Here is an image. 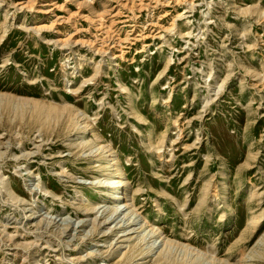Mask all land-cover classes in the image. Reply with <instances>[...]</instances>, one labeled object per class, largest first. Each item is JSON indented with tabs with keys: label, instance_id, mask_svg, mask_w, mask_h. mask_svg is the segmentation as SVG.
<instances>
[{
	"label": "rangeland",
	"instance_id": "374dc122",
	"mask_svg": "<svg viewBox=\"0 0 264 264\" xmlns=\"http://www.w3.org/2000/svg\"><path fill=\"white\" fill-rule=\"evenodd\" d=\"M0 264H264V0H0Z\"/></svg>",
	"mask_w": 264,
	"mask_h": 264
},
{
	"label": "bare ground",
	"instance_id": "6f19581e",
	"mask_svg": "<svg viewBox=\"0 0 264 264\" xmlns=\"http://www.w3.org/2000/svg\"><path fill=\"white\" fill-rule=\"evenodd\" d=\"M104 148H105L104 146L98 145V149L102 153V158H104V161L106 163L104 166V169L107 170L112 165H115L116 168L113 170L116 173L113 177H105L102 181L100 178L97 177L96 183H98V184L101 183L103 188H104V190H103L104 194L111 197V199L113 201L112 202V208L114 211H118L119 214L122 215L123 219L125 218V220L132 219V221L134 222L133 225L137 224V225H139V228L143 227L144 222H142V220L138 218V214L133 209L132 202H130V201L128 202V199H125L126 196L124 195V190L122 189L124 187V177L122 176L121 170H120L119 166L117 165L118 163L116 161V157L114 154L107 153L106 151H104ZM114 193H115V195H114ZM123 222L124 221H122V223ZM131 230H132V232H135L136 229L131 228ZM155 237H158V235H156Z\"/></svg>",
	"mask_w": 264,
	"mask_h": 264
}]
</instances>
